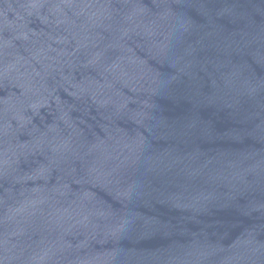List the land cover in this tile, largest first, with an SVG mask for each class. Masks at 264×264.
I'll list each match as a JSON object with an SVG mask.
<instances>
[{
	"label": "water",
	"instance_id": "obj_1",
	"mask_svg": "<svg viewBox=\"0 0 264 264\" xmlns=\"http://www.w3.org/2000/svg\"><path fill=\"white\" fill-rule=\"evenodd\" d=\"M132 2L147 10L146 21L158 23L150 39L130 34L124 41L131 49L128 56L146 61L154 83L136 93L117 85L125 96L142 102L130 103L115 120L140 146L112 184L92 181L79 162L76 173L64 179L73 199L88 193L106 213L93 218L99 234L93 238L90 228L78 227L63 234L61 246L56 244L61 234L38 214L23 225L22 235H9L8 209L26 189L55 186L60 173L54 171L46 185L0 178V240L8 239L9 248L15 244L16 253L23 249L22 259L56 245L43 264H264V0ZM28 3L0 0L5 39L21 23L34 32L47 31L27 14ZM113 7L131 10L116 0ZM103 35L105 42L113 40V34ZM65 87L38 113H27L32 125L45 131L58 116L59 103L90 141L89 126L104 138L105 110ZM20 94L7 82L0 87V101ZM18 139L31 138L23 134ZM33 160L47 163L39 154L28 163L22 160L17 175L31 172L37 166ZM109 229L114 234L105 235ZM13 254L0 247V262L22 264Z\"/></svg>",
	"mask_w": 264,
	"mask_h": 264
},
{
	"label": "clouds",
	"instance_id": "obj_2",
	"mask_svg": "<svg viewBox=\"0 0 264 264\" xmlns=\"http://www.w3.org/2000/svg\"><path fill=\"white\" fill-rule=\"evenodd\" d=\"M116 2L131 5V10L114 8L113 0H29L27 14L35 15L47 31L34 32L21 23L13 27L10 39L0 35V87L7 82L21 93L0 101V178L11 176L14 183L20 184L42 180L46 185L54 171L60 173L50 190L33 188L20 193L22 199L8 209L6 218L13 226L11 237L22 235L23 225L39 214L51 229L61 234L56 244L62 246L63 234L78 227L90 228L95 238L100 225L93 218H104L106 213L92 204L88 193L73 199L70 185L64 179L76 173L74 165L79 162L92 181L112 184L113 176L140 146V140L116 127L115 120L127 112L130 103L142 102L125 96L117 85L136 93L150 80L154 83L146 61L128 56L131 49L124 41L130 34L150 39L158 23L146 21L147 10L132 0ZM166 15L159 19H165ZM103 32L113 34V40L105 42ZM110 52L116 53L114 58ZM76 73H80L79 81ZM65 86L74 90L71 95L89 97L99 109L105 110V123L100 125L104 138L89 126L93 137L90 141L88 133L77 127L59 103L58 116L45 131L32 125V117L27 113L36 114L48 106L56 90L62 87L67 90ZM11 121L16 122L15 126ZM23 134L30 141L21 143L18 135ZM38 154L47 163L33 160L37 166L31 172L17 175L21 161L28 163L30 157ZM109 234L114 231L109 229L105 235ZM0 247L14 253L12 259L24 257L23 249L16 253L15 244L8 247V239L0 240ZM55 247L49 245L41 255L22 259V264H43ZM79 264L98 261L83 260Z\"/></svg>",
	"mask_w": 264,
	"mask_h": 264
}]
</instances>
